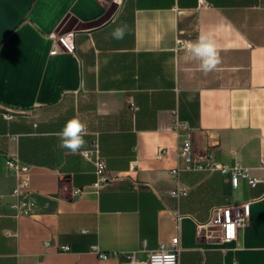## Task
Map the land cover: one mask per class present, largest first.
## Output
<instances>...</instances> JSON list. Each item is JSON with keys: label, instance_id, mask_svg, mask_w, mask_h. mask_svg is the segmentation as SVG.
<instances>
[{"label": "crops", "instance_id": "1", "mask_svg": "<svg viewBox=\"0 0 264 264\" xmlns=\"http://www.w3.org/2000/svg\"><path fill=\"white\" fill-rule=\"evenodd\" d=\"M54 32H73L75 50L51 54ZM201 32L221 56L207 74L186 58ZM174 110L189 124L180 134ZM72 117L85 148L99 139L111 181L60 147ZM10 161L29 168L32 216L13 214ZM209 162L260 181L234 184ZM243 201L236 240L199 226ZM177 234L180 264H264V0H0V264H122Z\"/></svg>", "mask_w": 264, "mask_h": 264}, {"label": "built area", "instance_id": "2", "mask_svg": "<svg viewBox=\"0 0 264 264\" xmlns=\"http://www.w3.org/2000/svg\"><path fill=\"white\" fill-rule=\"evenodd\" d=\"M117 1V0H116ZM122 1V0H120ZM53 44L51 48V54L59 52H73L76 48L74 33H58L54 32L51 34ZM184 40L178 38V42L182 43ZM174 122L172 127L181 133L182 130L188 127V122L181 120L178 116L177 110L173 111ZM179 156L188 162L187 167L190 168V163L195 160L192 152L191 142L188 138L179 141L178 144ZM82 155L92 162L95 166L96 174L98 176L97 184H104L111 181L114 175H110L107 172V163L101 154V147L99 139L96 138L90 147L85 148L81 151ZM14 170L17 178V185L14 189V195L17 197L16 201L12 203L13 214L15 216H32L34 214L35 203L32 200L31 190V175L29 168L25 165L20 164L18 161L9 162ZM209 168L218 169L223 172L230 171L234 184H237L239 178L247 177L252 186H256L260 181L259 178L253 177L250 173V169L241 166L240 164L235 165L233 168L222 165L216 162H209L207 164ZM178 172L177 169L172 170L173 174ZM187 191V187L177 184L176 188L171 190L173 195H181ZM181 216V215H180ZM250 221V202L243 201L237 203H223L214 205L211 208L210 216L207 221L200 223L199 226L205 229H214L218 232V236L226 242L236 240L241 229L246 228ZM96 249V246L93 247ZM63 250H69V246H63ZM180 236L175 235L170 244L166 246L161 244L158 248L147 251L146 258H139L135 252L130 253L126 260L122 264H180ZM103 256H109L104 254Z\"/></svg>", "mask_w": 264, "mask_h": 264}, {"label": "clouds", "instance_id": "3", "mask_svg": "<svg viewBox=\"0 0 264 264\" xmlns=\"http://www.w3.org/2000/svg\"><path fill=\"white\" fill-rule=\"evenodd\" d=\"M120 2V0H117ZM113 38L120 40L125 35V29L118 27L114 29ZM186 58L197 61L201 72L207 74L217 69L221 63L218 45L213 34L201 32L197 40L189 42L186 49ZM88 135L87 125L78 117L70 118L62 130L58 133L60 147L75 154L85 148Z\"/></svg>", "mask_w": 264, "mask_h": 264}, {"label": "trees", "instance_id": "4", "mask_svg": "<svg viewBox=\"0 0 264 264\" xmlns=\"http://www.w3.org/2000/svg\"><path fill=\"white\" fill-rule=\"evenodd\" d=\"M101 147V146H100Z\"/></svg>", "mask_w": 264, "mask_h": 264}]
</instances>
